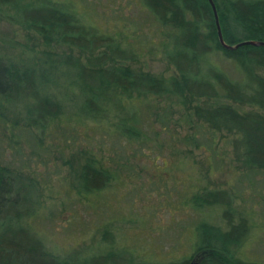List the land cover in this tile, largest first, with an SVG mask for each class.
Segmentation results:
<instances>
[{
	"label": "trees",
	"instance_id": "trees-1",
	"mask_svg": "<svg viewBox=\"0 0 264 264\" xmlns=\"http://www.w3.org/2000/svg\"><path fill=\"white\" fill-rule=\"evenodd\" d=\"M213 1L226 44L264 41V0ZM144 5L168 29L171 49L165 54L174 67L168 77L123 64L129 55L112 35L82 22L74 10L55 0H0V14L32 31L44 45L67 49L53 57L51 52L45 63L33 65L0 56V118L9 119L13 114L9 120H15L16 125L18 116L23 115L27 127L43 132L50 122L70 121L72 115L74 121L98 123L111 116L106 122L119 138L146 142L152 130L143 125L140 106L153 99L159 104L157 117L170 118L172 107L179 106L184 111L182 120L211 129L210 136L203 139L186 135L187 143L206 146L216 130L237 131L244 165L264 169V46L224 48L208 0H144ZM4 8L16 14L3 13ZM214 55L231 61L239 77H232L217 65ZM52 84L65 86L68 102L63 103L49 91L47 86ZM154 135L160 141L159 132ZM75 160L80 162L78 168H72V160L68 163L76 176L78 193L98 192L109 184L111 171L91 152L80 150ZM21 177V172L0 164V264H159L139 262L127 248L70 260L54 254L21 223L38 204L36 187L29 178L26 183ZM187 202L195 209L223 207L225 227L206 220L195 226L193 256L200 253L198 264H260L245 263L235 255L249 224L243 217L236 219L227 191H196Z\"/></svg>",
	"mask_w": 264,
	"mask_h": 264
},
{
	"label": "rangeland",
	"instance_id": "rangeland-1",
	"mask_svg": "<svg viewBox=\"0 0 264 264\" xmlns=\"http://www.w3.org/2000/svg\"><path fill=\"white\" fill-rule=\"evenodd\" d=\"M55 1L74 10L82 22L112 35L129 55L123 64L157 76L173 74L165 54L171 49L168 29L154 19L144 0ZM3 13L16 14L12 9ZM64 50L63 45H44L32 31L0 14V56L33 65ZM80 59L85 61L84 56ZM213 61L239 77L231 61L221 55H214ZM47 87L63 103L69 101L64 85ZM153 101L140 106L143 125L152 130L146 142L119 138L106 122L111 116L98 123L74 121L72 115L70 121L50 122L43 132L27 127L23 115L16 125L9 120L13 114L0 118V164L21 172L22 180L29 183V178L38 191L34 213L21 223L64 259L127 248L139 262L191 261L197 222L222 227L225 223L222 206L195 209L187 200L196 191L221 189L232 199L236 219L243 217L249 224L235 255L245 263L264 264V169L244 165L237 131L216 130L212 142L195 147L184 137L203 139L211 129L182 120L179 106L172 107L170 118L157 117L159 104ZM80 150L91 152L111 171L112 179L101 191L76 190L77 179L68 162L78 168L75 157Z\"/></svg>",
	"mask_w": 264,
	"mask_h": 264
},
{
	"label": "water",
	"instance_id": "water-1",
	"mask_svg": "<svg viewBox=\"0 0 264 264\" xmlns=\"http://www.w3.org/2000/svg\"><path fill=\"white\" fill-rule=\"evenodd\" d=\"M210 5H211V8H212V11H213V15H214V20H215V24H216V29H217V35H218V39L221 43V45L226 48V49H235V48H238L240 46H245V45H252V46H264V41H257V40H243V41H240L234 45H229V44H226L223 40V37H222V33H221V29H220V25H219V20H218V14H217V10H216V7H215V3L213 0H208ZM199 257H200V253L196 254L195 257L190 261L189 264H198L199 262Z\"/></svg>",
	"mask_w": 264,
	"mask_h": 264
}]
</instances>
